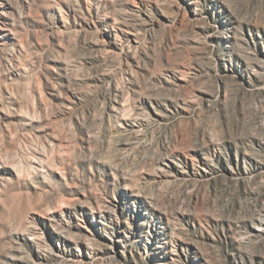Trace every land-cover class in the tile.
<instances>
[{
	"label": "rangeland",
	"instance_id": "1",
	"mask_svg": "<svg viewBox=\"0 0 264 264\" xmlns=\"http://www.w3.org/2000/svg\"><path fill=\"white\" fill-rule=\"evenodd\" d=\"M0 264H264V0H0Z\"/></svg>",
	"mask_w": 264,
	"mask_h": 264
}]
</instances>
